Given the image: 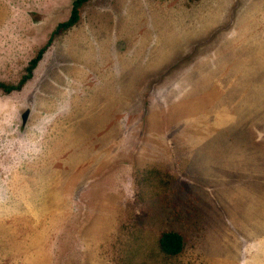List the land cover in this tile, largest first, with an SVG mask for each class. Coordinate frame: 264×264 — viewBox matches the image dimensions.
I'll use <instances>...</instances> for the list:
<instances>
[{
  "label": "rangeland",
  "instance_id": "374dc122",
  "mask_svg": "<svg viewBox=\"0 0 264 264\" xmlns=\"http://www.w3.org/2000/svg\"><path fill=\"white\" fill-rule=\"evenodd\" d=\"M72 2L0 0V83ZM0 98V264H264V0H89Z\"/></svg>",
  "mask_w": 264,
  "mask_h": 264
},
{
  "label": "trees",
  "instance_id": "16d2710c",
  "mask_svg": "<svg viewBox=\"0 0 264 264\" xmlns=\"http://www.w3.org/2000/svg\"><path fill=\"white\" fill-rule=\"evenodd\" d=\"M87 1L89 0H73L72 8H71L68 19L64 22L59 23L56 26L53 32V35L47 42V45L44 48L40 49L38 53L34 56V58H32L29 61V64L26 67V71H25L26 73L21 78L19 83L15 86L13 85L8 86V85L0 83L1 90H3L5 93H11L14 91H19L23 88L25 83L32 78L33 71L38 66V63L42 60L46 49H48V47L51 45L53 36L70 29L71 27L75 26L78 23L80 19V10ZM159 246H160L161 251L165 253L166 255H169V256L178 255L183 248L182 236L176 232H163L159 238Z\"/></svg>",
  "mask_w": 264,
  "mask_h": 264
},
{
  "label": "crops",
  "instance_id": "0c3cea01",
  "mask_svg": "<svg viewBox=\"0 0 264 264\" xmlns=\"http://www.w3.org/2000/svg\"><path fill=\"white\" fill-rule=\"evenodd\" d=\"M3 38H1V36H0V41L2 40ZM17 41H18V39H17ZM31 44L33 45V42H31ZM20 50H19V45H17V51H16V53L17 52H19ZM24 52V51H23ZM22 55V54H21ZM24 55H28V54H26V53H24ZM33 58H34V56H33ZM32 59V58H31ZM31 59H29L28 61H30ZM43 59V58H42ZM0 60L1 61H5L6 60V58H2V57H0ZM42 61V60H41ZM40 61V62H41ZM18 62V61H17ZM40 62L38 63V66L35 68V70L33 71V75H34V72L36 71V69H38V67H39V64H40ZM15 63H16V61H15ZM14 63V64H15ZM28 64H29V62H28ZM28 64H27V66H28ZM26 66V67H27ZM16 71L18 72V65L16 66ZM23 77V76H22ZM21 77V78H22ZM33 77V76H32ZM32 79V78H31ZM30 79V80H31ZM21 80V79H20ZM30 80H28V81H30ZM0 81H3V78H1L0 79ZM28 81L25 83V85L28 83ZM255 85V84H254ZM219 86V85H218ZM217 86H215L214 85V88H216ZM2 98H4L3 96H2ZM2 98H0V100H2ZM12 113H15L16 114V111L14 112V111H12ZM2 130V131H1ZM3 135V136H6V137H10V136H12V134H13V132L11 133V132H9V129L7 128V127H3V129H2V127H0V135ZM2 142L3 141H0V148L2 147V148H5L6 149V151H4V150H2L1 151V153H0V172H2V178L0 177V194H1V192H8L9 194H11V192H14L13 191V189H12V186H15V185H12V181L14 180V179H18V177H17V175H16V173H15V171H12V169L13 168H15L16 167V163L12 160V158H13V156L14 155H16L17 154V151H16V149H15V151H13V152H10V151H12V148H11V146H2ZM4 168L8 171V173H6V171L4 170ZM4 174H7L6 175V177H4ZM26 180H24L23 182H25ZM23 189H24V191H25V193L26 194H28V197L30 198V196H31V192H32V195L34 194L33 192H34V189L33 190H26V188H24L23 187ZM40 190L41 189H39V190H37V196H39V197H41V198H44L45 197V191H44V189H42V194H39L38 192H40ZM13 194V193H12ZM25 194V195H26ZM15 196L16 195H18V194H14ZM22 196H24V195H22ZM30 206H32V208H33V203H31L30 204ZM35 215V214H34ZM34 215H33V219H34Z\"/></svg>",
  "mask_w": 264,
  "mask_h": 264
},
{
  "label": "water",
  "instance_id": "95a60500",
  "mask_svg": "<svg viewBox=\"0 0 264 264\" xmlns=\"http://www.w3.org/2000/svg\"><path fill=\"white\" fill-rule=\"evenodd\" d=\"M27 117H28V111H25L22 116H21V120H22V124H25L27 121Z\"/></svg>",
  "mask_w": 264,
  "mask_h": 264
}]
</instances>
